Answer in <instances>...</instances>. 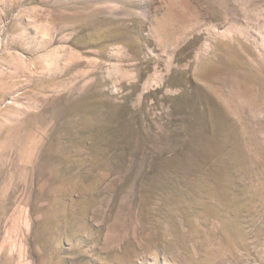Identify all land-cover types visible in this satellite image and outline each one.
Returning a JSON list of instances; mask_svg holds the SVG:
<instances>
[{"label":"rangeland","instance_id":"obj_1","mask_svg":"<svg viewBox=\"0 0 264 264\" xmlns=\"http://www.w3.org/2000/svg\"><path fill=\"white\" fill-rule=\"evenodd\" d=\"M0 264H264V0H0Z\"/></svg>","mask_w":264,"mask_h":264}]
</instances>
